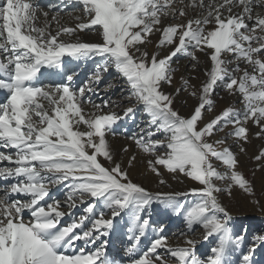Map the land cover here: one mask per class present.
<instances>
[{
  "label": "snow or ice",
  "instance_id": "6c2138e0",
  "mask_svg": "<svg viewBox=\"0 0 264 264\" xmlns=\"http://www.w3.org/2000/svg\"><path fill=\"white\" fill-rule=\"evenodd\" d=\"M60 4L50 3L45 11L37 0H0V92L6 94L0 102V149L9 150H0V162L8 163L0 166V179L14 181L0 189V264H256L264 232L249 237L247 227L235 224L220 200V194L231 196L234 187L253 196L254 186L238 170L237 154L221 146L231 138L241 153L246 151L242 145L249 142V123L259 129L255 136L264 139V14L256 11L264 9V0H190L187 7L200 8L201 14L167 24V17L188 16L176 0ZM69 7L83 13V19L73 17L74 27L61 24V12ZM237 7L242 10L234 11ZM85 31L97 39L82 40ZM153 35H158L157 49L170 47L167 54L147 50ZM197 52L208 59L210 70L198 91L191 85L190 95L198 103L185 116L174 104L188 91L189 80L181 77L184 88L173 93L163 85L172 84L177 54L190 57L195 69ZM90 61L93 70L76 84V69ZM110 70L127 94L96 103L91 95L116 87L115 80L99 87ZM44 77L59 82L41 83ZM217 87L239 94L243 107H227L206 121L204 112H212ZM123 101L130 106L121 114L114 109ZM86 104L91 111H85ZM138 108L148 120L128 138L153 157L146 162L150 172L161 185L167 183L164 169L172 179L183 176L195 186L153 192L116 162L107 137L116 135L114 127L122 120L135 119ZM217 133L224 138L213 140ZM157 134L162 138L156 139ZM135 159L128 160L129 167ZM254 159L258 169L264 168V148ZM60 185L66 189L63 201L50 195ZM80 205H86L82 214L64 224ZM158 209L182 217L183 245L169 242L163 223L152 225ZM125 214L130 218L128 245L109 252L107 237ZM150 228L154 235L142 249ZM197 228L204 242L213 241L201 255L200 241L189 235Z\"/></svg>",
  "mask_w": 264,
  "mask_h": 264
},
{
  "label": "rangeland",
  "instance_id": "374dc122",
  "mask_svg": "<svg viewBox=\"0 0 264 264\" xmlns=\"http://www.w3.org/2000/svg\"><path fill=\"white\" fill-rule=\"evenodd\" d=\"M176 6L182 7L184 3L181 4L179 0H176ZM262 9L257 8V12H261ZM186 17L184 18H172L167 17L164 19V23H183L186 22ZM84 35L92 36L94 34L89 33L87 31L83 32ZM94 37V38H93ZM97 37L92 36L85 41H95ZM152 42L147 45V50L149 52L159 51L161 55L167 54L170 51V47H164L157 49L155 44L158 42V35H153L151 37ZM197 56L199 58V64L195 69H193L190 57H187L184 54H177L176 57L173 58V67L177 69V71L173 74V81L171 85L165 84L163 85L164 91L168 93H173L176 88H184L183 81L181 77L189 80V88L188 91H182L180 95L176 98L174 107L182 114L189 115L194 106L198 103V98L190 95V92L194 89L191 85H195L198 91L199 87L202 83L206 82L207 76L206 71L210 70V62L204 56L203 53L197 52ZM225 59H232L231 56H225ZM235 61L233 64H230L228 67L232 69L234 67ZM95 62L90 61L86 64L80 65L79 68L76 69L79 75L75 81L76 84L82 83L89 72H91L94 68ZM241 69L245 67L243 63L240 65ZM240 73H237L239 76ZM117 73L114 70H110L109 73L105 74L103 82L99 86L103 89L104 84L109 81L115 80L116 87L110 90L107 93L101 92L98 95H91V100L99 103L101 99L112 98L116 100H120L122 95H126V86L124 85L122 80L116 79ZM47 81V78L41 79ZM48 83V81H47ZM46 83V84H47ZM199 94V93H198ZM6 95V94H4ZM6 99V97H4ZM214 100V107L211 113L204 112V119L207 121L211 118H214L216 115L220 114L227 107H233L237 110H241L243 105L241 103V97L239 94H229L223 87H217L215 89V93L212 96ZM130 106L128 101H123L119 107L114 110L118 113L122 114V110ZM85 111H91V105H84ZM148 117L142 113V109H137L135 113V119H124L120 123H118L114 127V131L116 133L115 136L108 135L107 139L109 141L110 147L112 149L114 159L116 162L122 163L125 168L128 169L131 179L146 187L150 191H187L188 188L195 186L193 182L183 176L177 177V179H172L171 176L164 170V179L167 180V183L161 185L158 182L157 177L150 172L147 167V160L152 159L153 157L149 154L144 153L141 149L137 148L134 142L129 139L133 133H138L141 128H145ZM250 129L249 142L244 143L242 146L246 149L243 153L239 151L240 145L233 142L231 138L227 139L226 144L221 147L228 146L231 148L233 152H235L239 159L238 170L243 173V175L252 181L254 186V195L249 196L244 193L238 187H234L232 191V195L228 196L227 194H220L221 202L227 207L228 211L234 217V223L237 225H244L248 229V236L251 237L254 233H262L264 232V168H257V161L254 159L256 155L259 154L261 148H264V139L258 138L255 136V133L259 130L254 124L249 123L247 125ZM227 131V130H226ZM156 139L162 138L160 134H157ZM224 138V133H217L216 136L213 137V140ZM128 146V151L124 152V146ZM135 155L136 159L133 161L131 167L128 166V160ZM101 162L108 166V163L101 158ZM214 165L218 168V170L223 171V167L219 162L213 161ZM2 180V179H0ZM14 182V181H12ZM7 182L3 180L0 181V184L5 185ZM216 183L221 184L222 182L217 181ZM54 190H50L51 196L55 197L63 201L65 199L66 189L63 185L54 186ZM0 189L2 187L0 186ZM2 194V192H0ZM189 200L192 198L189 197ZM255 201H259L256 203ZM86 205H80L77 208L73 209L71 214L66 216L63 219V223L67 224L74 217H78L82 214L83 208ZM63 211L68 212L66 207L62 208ZM98 211L100 210L98 206ZM27 219V214L25 215ZM115 228L107 239L109 240V252H113L116 250H123L127 247L129 242L130 233L127 229L130 227V218L127 214L122 217H118L116 219ZM163 223L166 225L164 235H166L169 239V242L175 246L177 244L183 245L184 237L179 236L180 232L185 231V225L183 223L181 216H176L171 212L158 209L152 215V225L158 226ZM153 232L151 228L149 229L148 236L143 240L140 247L143 249L148 243L149 240L153 237ZM191 238L197 239L200 243L197 245V254L201 255L206 252V250L210 247L213 241L204 242L202 240V230L197 228L195 233L189 234ZM80 246L82 242H77ZM163 251V250H161ZM122 255L126 256V253L121 251ZM238 255V254H237ZM235 259V257H234ZM255 261L256 264H264V248H260L255 253ZM126 264V261H125ZM171 264V262H170Z\"/></svg>",
  "mask_w": 264,
  "mask_h": 264
},
{
  "label": "bare ground",
  "instance_id": "6f19581e",
  "mask_svg": "<svg viewBox=\"0 0 264 264\" xmlns=\"http://www.w3.org/2000/svg\"><path fill=\"white\" fill-rule=\"evenodd\" d=\"M38 3H40V5L44 8L45 11H48V8H47V5L48 4H53V5H56L58 8L59 7H63V5L60 4V0H37ZM210 2V0H205V4H208ZM217 3L220 2V0H216ZM183 3H184V7H186V11L188 12V16L186 17V19L188 18H196L198 15L201 14V9L200 8H196L195 10H193L192 8L190 7H187L190 3V0H183ZM178 7V6H176ZM57 10V8H53L52 12H50L49 14V18L51 17V15ZM242 9L237 7V8H234V11L236 12H239L241 11ZM68 11H71L72 12V16L70 17L68 15ZM262 11V14H264V10H261ZM75 16H81L82 19H83V13L82 11L80 10V8H76L75 10H73L71 7L67 8L65 11H62L61 12V24L62 25H65V26H70V27H74L75 24L77 23V21L73 18ZM43 16L40 17V24L42 25L43 23ZM53 30H55V25L53 26ZM80 36L82 38V40L85 41V39H88L92 36H87L85 37L86 35H84L83 33H80ZM96 37V36H95ZM94 38V37H93ZM65 39H67V37H65ZM44 78H47V81L48 83H52L54 82H59V80L57 78H49V77H44ZM43 79V78H42ZM4 94L3 92H0V102H4L5 101V98H4ZM1 150V149H0ZM2 150H5L6 152L9 151L7 149H2ZM4 162H0V164H2ZM2 181V180H0ZM4 182H7V183H10L11 180H3ZM55 187H52L51 188V191L54 190ZM51 195V193H50Z\"/></svg>",
  "mask_w": 264,
  "mask_h": 264
}]
</instances>
